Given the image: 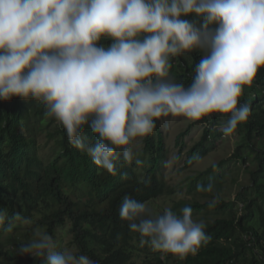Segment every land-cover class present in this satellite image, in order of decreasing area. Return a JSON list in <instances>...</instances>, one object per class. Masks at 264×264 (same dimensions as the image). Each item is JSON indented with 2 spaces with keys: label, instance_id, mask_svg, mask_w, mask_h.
Here are the masks:
<instances>
[{
  "label": "clouds",
  "instance_id": "clouds-1",
  "mask_svg": "<svg viewBox=\"0 0 264 264\" xmlns=\"http://www.w3.org/2000/svg\"><path fill=\"white\" fill-rule=\"evenodd\" d=\"M102 38L112 43L98 45ZM196 51L191 83L175 82L171 59ZM261 67L264 0H0V101H41L71 146L112 176L121 161L144 165L134 142L162 118L198 122L219 113L227 116L220 131L233 134L251 113L238 101ZM213 189L211 180L197 185L199 192ZM218 203L217 195L208 206ZM119 217L154 252L185 258L212 239L190 205L153 216L146 202L125 195ZM12 219L32 224L20 212ZM7 220L0 209V226ZM56 242L36 228L19 254L44 264H97L78 248L57 250Z\"/></svg>",
  "mask_w": 264,
  "mask_h": 264
},
{
  "label": "trees",
  "instance_id": "trees-1",
  "mask_svg": "<svg viewBox=\"0 0 264 264\" xmlns=\"http://www.w3.org/2000/svg\"><path fill=\"white\" fill-rule=\"evenodd\" d=\"M111 43L108 38L98 41L105 47ZM200 56L196 51L172 58V79L189 85ZM243 103L251 106V113L233 133L239 138L232 157L241 161L247 183L237 191L233 209L231 201L221 196L223 166L213 165L188 177L192 200L177 202L171 209L178 211L190 205L193 218L205 221L212 239L196 255L180 258L154 252L148 245L141 247L138 234L130 232L119 217L125 195L148 204L175 194L162 173L170 159L158 126L142 139L137 158L144 165L121 161L118 174L112 176L72 147L59 123L60 137L49 153L39 154V117L45 112L41 101L18 97L0 101V209L8 212V220L0 230L21 224L12 219L14 212H20L32 220L30 232L45 228L56 241L57 228L69 222L73 245L97 264H264V67L258 69L251 85L244 86L238 107ZM222 119L227 116L213 113L198 121L206 126L201 138L186 151L180 142L186 132L177 137L178 159H174L175 163L184 159L181 170L191 168L218 148L221 138H225L220 131ZM85 132L92 137L90 131ZM124 174L126 178L122 179ZM210 180L212 193L197 191V185H206ZM217 195L219 203L210 208L208 202ZM52 202L57 209L41 215L40 204L48 210ZM37 215L40 218L36 219ZM20 245L13 239V248ZM0 255L1 264H44L41 257L29 258L15 250Z\"/></svg>",
  "mask_w": 264,
  "mask_h": 264
},
{
  "label": "rangeland",
  "instance_id": "rangeland-1",
  "mask_svg": "<svg viewBox=\"0 0 264 264\" xmlns=\"http://www.w3.org/2000/svg\"><path fill=\"white\" fill-rule=\"evenodd\" d=\"M173 70L170 69V77L173 78ZM40 121V133L38 135L37 145L39 146V154H47L50 151V147H53V143L60 137L58 132L59 124L57 121H53L52 118L46 116L45 112L39 117ZM159 131L165 140L166 146L169 149V159L167 167L162 169L163 176L167 183V187L173 189L175 194L170 196H163L154 201L149 202L147 205L153 216L160 215L163 213L165 208H172L177 202H190L193 196L188 193L187 181L189 176L195 173L205 171L213 165L223 166L225 175L222 180L219 181L221 184V196L225 201H231L230 206L234 208L235 195L244 185L247 183L245 177V170L240 160H235L232 157L236 141L238 140L237 135L225 136L221 138L218 148L207 157L201 159L199 162L194 164L191 168L181 170L183 167L184 159L175 163V155H177L178 147H176V140L179 135L186 132L185 136L180 139V142L185 145V150L193 146L200 138L203 132L205 123L189 121L183 117H168L162 118L156 121ZM142 141L134 142V151L137 155L141 150ZM184 154V153H182ZM134 162V161H133ZM225 162V163H221ZM219 168V170H223ZM50 208L44 209V204H40L41 215L50 214L56 207L54 203H49ZM238 212V210H235ZM40 218L39 215L36 219ZM197 218H200L198 215ZM31 225L18 224L16 227L7 233L0 235V249H7L12 246L13 239L17 241V244H26L33 238V232H30ZM41 231H46L45 228H39ZM57 239V250H62L64 247H74L72 243V236L70 232V225L59 227L56 231ZM16 252H19V248H14ZM2 260H0L1 262Z\"/></svg>",
  "mask_w": 264,
  "mask_h": 264
}]
</instances>
